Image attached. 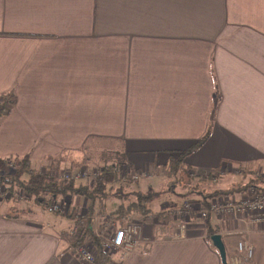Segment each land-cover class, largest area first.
Wrapping results in <instances>:
<instances>
[{"label": "crops", "instance_id": "obj_1", "mask_svg": "<svg viewBox=\"0 0 264 264\" xmlns=\"http://www.w3.org/2000/svg\"><path fill=\"white\" fill-rule=\"evenodd\" d=\"M7 92L16 101L0 120L1 157L27 154L43 170L50 159L82 156L100 137L130 173L164 175L209 129L184 159L190 174L217 168L264 185V0H0V94ZM239 189L232 196L247 190ZM194 193L188 200L202 204ZM6 197L0 264H84L62 219L46 220L38 200L17 206ZM55 201L72 229L67 215L83 216L86 198ZM171 222L140 221L135 251L107 263L222 264L208 237L216 230L226 258L246 240L254 251L247 264H264V224L250 216L202 221L196 210L178 236Z\"/></svg>", "mask_w": 264, "mask_h": 264}, {"label": "trees", "instance_id": "obj_2", "mask_svg": "<svg viewBox=\"0 0 264 264\" xmlns=\"http://www.w3.org/2000/svg\"><path fill=\"white\" fill-rule=\"evenodd\" d=\"M16 98L12 92L0 94V120L10 114ZM209 137V129L206 133L189 149L179 153L176 159L169 160L168 165L163 168L164 176H166L172 186L164 191L142 192L141 190H125L124 184L129 185L135 181L128 176L130 167L125 165L121 160L112 163L105 162L100 166L99 174L90 185L74 181L72 179L61 178L55 175L58 171V160L50 159L49 165L43 170H39L32 166L29 155L12 156L9 158L0 156V186L6 191H10V196L20 189L24 198H33L38 200L39 204L48 209L49 204L55 201L56 198L65 195H80L86 198V210L83 216L78 217L73 213V232L66 233L70 247L74 248L82 245L86 241L92 242L96 248V264H106L109 261V256L101 249L100 239L95 236L94 228L104 231L108 221H118L123 224L126 220H136L144 222L152 216L167 218L166 213L162 211L155 212L150 203L166 192H174V184L178 181L188 188L187 194L198 192L202 199L203 207H206V199L216 195H233L241 192L242 189H234L229 191H203L192 186V182L183 181L181 178L183 171L189 178H198L202 182L217 181L219 178V169H212L207 174L195 175L190 174L189 167L185 165L184 159L192 152L196 151ZM82 163H71V167L80 166ZM176 178V179H174ZM117 184V185H116ZM254 187L262 189L258 185L249 183L246 188ZM244 188V187H243ZM246 190V189H245ZM12 193V194H11ZM118 199L124 201L123 204L113 208L106 213L103 209V202L108 199ZM101 204L98 206V204ZM77 216V218H76ZM207 217L206 220L207 221ZM217 234L216 230H209L208 237Z\"/></svg>", "mask_w": 264, "mask_h": 264}, {"label": "rangeland", "instance_id": "obj_3", "mask_svg": "<svg viewBox=\"0 0 264 264\" xmlns=\"http://www.w3.org/2000/svg\"><path fill=\"white\" fill-rule=\"evenodd\" d=\"M95 141V142H94ZM109 142L106 138H98L97 140H92L90 139L84 148H86V152L84 151V156H76L74 158H72V155L70 154V156H66V157H60L61 158V162L64 161V163L62 164L61 168L63 169H57L58 171V176L62 177V174H65L67 171L71 172L73 171V169H78L80 166H75V167H71V163L69 164V160L71 161L72 159L75 160L73 161L74 163H81L80 159L81 157L83 158V160H85V157H88V159L90 160H85L87 163H82L86 169H82L85 170L84 172H87V174L89 175V173L91 172V170H100V166L105 163H112L114 162L116 159H114L111 151H109ZM67 160V161H66ZM80 161V162H77ZM84 162V161H83ZM96 163V164H95ZM96 167V168H95ZM74 172H77V170H75ZM185 173V171H183ZM184 173H182L181 178L183 179V181H187V182H192L193 185L192 186H196L197 184V189L196 190H203V191H210V192H214V191H224L227 189L230 190H234V189H239V188H243L246 187L249 183H253L255 185H258L260 187H263V183L259 184L258 182H260L259 180L256 179L255 176L250 177L248 174L247 175H240V176H235L232 174H226L225 176H219V178L217 179V181L213 182H202L200 180H198V178H189L187 177ZM97 175H92L91 177H93L91 179L90 182H85V181H78L81 182L83 184H87L90 185L92 183V181L96 178ZM238 177V178H237ZM176 179V178H174ZM135 181V184H129V185H123L125 190H139L141 189L142 192H152L153 191H162L163 190H167L168 188H170L172 186V183H170L169 179L164 176V175H160L157 173H153V175H149L148 177H143L142 175H138V178ZM89 183V184H88ZM117 185V184H116ZM174 192H168V193H164L162 194L160 197H157L156 199H154L151 203H150V207L155 210V211H162L163 213L168 214L167 218H165V220H167L168 222H171V226L175 227V235L178 236L179 235V229L180 226L186 222L185 220V215H178L176 214V210L180 209L184 202L187 200L188 202L191 203H195L194 205H197V202H192L188 199H190L189 197H194V195L196 193L191 192V194H187L188 188H185L186 186L182 185L181 183H179L178 181L174 184ZM264 189V187L262 188ZM10 191H6L4 189V187L0 186V205L3 204L4 206L0 207V209L4 208L7 206V204H5V198H7V195H10L9 193ZM12 194V193H11ZM221 195H216L214 197H219ZM11 197H15V199L17 198V203L16 205L19 206L20 204H30V203H34V199L28 198V199H23L21 197H25L22 193V191L20 189H16V192L13 193V195ZM237 197H239L237 195ZM21 198V199H20ZM11 202H13L11 200ZM30 202V203H28ZM124 201L118 200V199H108L106 202H103V209H105V212L108 213L111 210H113L114 207H117L118 205L123 204ZM6 205V206H5ZM101 205L100 203L98 204V206ZM125 205V203H124ZM202 205V204H201ZM65 208V207H63ZM44 211V210H43ZM4 212V209H2L0 211V213ZM45 217L46 220H55V219H62L64 227L67 231H70V224L72 223L71 219L69 218H64V216H62L60 214L59 211H47L45 210ZM77 212V211H76ZM84 212V210H83ZM194 211H192L189 216H192V213ZM13 212H10V214ZM74 212H71V215ZM23 214H21L20 216H22ZM31 213L30 212H24V218H28L31 217ZM209 215H207L208 218ZM202 219V218H200ZM206 220V218L202 219ZM128 222H134L137 224H140L139 222H137L136 220L132 221V220H125L123 224H120L118 221L115 220H110L108 221V225H105L106 227H112L113 229L119 228V227H123L125 225L128 224ZM173 223V224H172ZM69 228V229H68ZM72 228V227H71ZM104 228V229H105ZM113 232V231H112ZM174 235V236H175ZM175 236V237H176ZM85 246H88L89 248H95V246L92 244V242L90 241H86L83 243ZM90 248V249H91ZM96 250V249H95Z\"/></svg>", "mask_w": 264, "mask_h": 264}, {"label": "built area", "instance_id": "obj_4", "mask_svg": "<svg viewBox=\"0 0 264 264\" xmlns=\"http://www.w3.org/2000/svg\"><path fill=\"white\" fill-rule=\"evenodd\" d=\"M84 171L85 170L82 169L77 172L67 171L65 174H62L61 178L72 179L77 182H90L93 178L91 176L98 175L100 170H93L89 175ZM128 173L133 180L138 178L136 173ZM57 174L58 172L55 175ZM194 204L195 203L186 201L180 209L176 210V214L185 215V220H189V214L196 210L199 213V217L202 219L206 218L210 213L220 217L225 216L233 218L250 216L254 224H264V189L260 190L251 187L239 197L221 195L212 198L206 207H203L201 204ZM63 207V203L53 201L49 204L48 210L62 211L64 209ZM184 226L185 224L183 223L180 226V230H183ZM72 232L73 229H70L69 233L71 234ZM140 233V225L134 222H128L127 225L116 229L106 227L104 231L98 230L97 227L94 228L95 236L100 239V247L108 256L118 251L121 252V256L123 257L131 255L142 241ZM179 233L182 235L181 232ZM90 248L84 244L74 248L75 255L84 264H96V248ZM253 254V246L246 240H239L236 243L235 251L226 258L227 264H247L252 259Z\"/></svg>", "mask_w": 264, "mask_h": 264}, {"label": "water", "instance_id": "obj_5", "mask_svg": "<svg viewBox=\"0 0 264 264\" xmlns=\"http://www.w3.org/2000/svg\"><path fill=\"white\" fill-rule=\"evenodd\" d=\"M211 241H212L214 247L219 252V256H220V259H221V263L222 264H227L226 249H225L224 243L222 241L221 235L220 234H214V235H212Z\"/></svg>", "mask_w": 264, "mask_h": 264}]
</instances>
